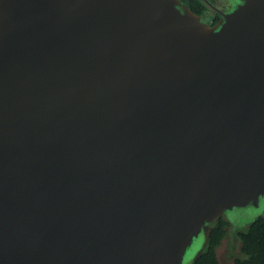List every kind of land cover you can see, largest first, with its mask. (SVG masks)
<instances>
[{
    "label": "water",
    "instance_id": "1",
    "mask_svg": "<svg viewBox=\"0 0 264 264\" xmlns=\"http://www.w3.org/2000/svg\"><path fill=\"white\" fill-rule=\"evenodd\" d=\"M200 1L0 0V264H194L264 207V0Z\"/></svg>",
    "mask_w": 264,
    "mask_h": 264
},
{
    "label": "trees",
    "instance_id": "2",
    "mask_svg": "<svg viewBox=\"0 0 264 264\" xmlns=\"http://www.w3.org/2000/svg\"><path fill=\"white\" fill-rule=\"evenodd\" d=\"M190 10L198 15L203 14L206 6L200 0H179ZM231 224L222 218L212 228L210 238L205 251L194 264H220L217 248L226 237ZM240 243L239 253L241 257L235 258L231 264H264V218L248 224L237 232Z\"/></svg>",
    "mask_w": 264,
    "mask_h": 264
},
{
    "label": "rangeland",
    "instance_id": "3",
    "mask_svg": "<svg viewBox=\"0 0 264 264\" xmlns=\"http://www.w3.org/2000/svg\"><path fill=\"white\" fill-rule=\"evenodd\" d=\"M258 216L264 218V207L257 210L252 208L242 209L235 213L234 217L238 218L239 221L236 225L233 224L228 228L226 237L222 240L216 251L220 264H231L235 258L241 257L237 232L246 227L247 222L254 220Z\"/></svg>",
    "mask_w": 264,
    "mask_h": 264
},
{
    "label": "flooded vegetation",
    "instance_id": "4",
    "mask_svg": "<svg viewBox=\"0 0 264 264\" xmlns=\"http://www.w3.org/2000/svg\"><path fill=\"white\" fill-rule=\"evenodd\" d=\"M212 3H214L213 0H211ZM204 19L207 20L210 26H215L217 22L219 21L220 16L218 14H213L207 7L206 10L201 14Z\"/></svg>",
    "mask_w": 264,
    "mask_h": 264
}]
</instances>
